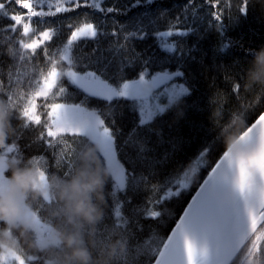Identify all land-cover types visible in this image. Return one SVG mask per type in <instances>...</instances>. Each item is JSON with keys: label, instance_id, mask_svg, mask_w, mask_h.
Returning a JSON list of instances; mask_svg holds the SVG:
<instances>
[{"label": "snow or ice", "instance_id": "1", "mask_svg": "<svg viewBox=\"0 0 264 264\" xmlns=\"http://www.w3.org/2000/svg\"><path fill=\"white\" fill-rule=\"evenodd\" d=\"M257 3L0 0V102L14 130L0 147V183L8 160L42 161L46 180L93 147L110 169L98 232L126 242L118 264H264V168L242 185L209 116L248 96L245 73L264 42L246 45L236 29ZM245 121L239 153L259 156L264 92ZM41 200L42 220L54 201L47 191ZM45 259L37 252L24 264Z\"/></svg>", "mask_w": 264, "mask_h": 264}, {"label": "trees", "instance_id": "2", "mask_svg": "<svg viewBox=\"0 0 264 264\" xmlns=\"http://www.w3.org/2000/svg\"><path fill=\"white\" fill-rule=\"evenodd\" d=\"M203 11V9H201ZM261 4L257 3L256 10L249 12L247 19L236 29V33H243L247 44L264 42V22L260 19ZM212 38L204 41L202 46L210 48ZM239 54V50H237ZM223 77H221V80ZM211 83L208 73H201L198 77V87L203 94H207ZM244 85L248 96L239 104H230L231 112L223 106L212 108L210 119L215 123V131L222 138L224 146L229 149L240 138L241 130L246 123L245 113L251 105L256 103L257 96L264 92V47L256 49L248 67ZM9 109L0 102V132L4 138L12 135L14 130L9 123ZM205 125L210 124L205 120ZM211 135L210 132L206 133ZM198 142V141H197ZM0 145V147H3ZM223 145L218 144L216 152L222 151ZM216 153L213 155L215 156ZM42 162V161H41ZM7 166L11 168V175L6 178L18 183V174H27L33 177L35 170L40 167L45 173L44 163L35 166L29 161L18 166L8 160ZM54 178L58 185L52 189L54 203L46 207L42 221L52 225L59 234L60 244L42 248L37 243L36 233L29 227L0 219V253L3 245H13L18 252L27 259L29 255L41 252L46 257L44 264H118L126 249V242L115 235L102 238L98 232V225L104 215L105 185L109 177L107 166L101 161L93 147L85 146L72 157V168L68 174L64 170L48 174ZM66 191H62V187ZM26 202L38 212L42 206V193L33 188L31 184L24 188ZM190 198V193L175 202L174 207L182 211L184 203ZM83 204V210L78 211L77 205ZM40 217V216H39ZM41 219V218H40ZM174 221L165 224V229ZM264 233L258 234V238ZM69 238L72 243L68 242Z\"/></svg>", "mask_w": 264, "mask_h": 264}, {"label": "rangeland", "instance_id": "3", "mask_svg": "<svg viewBox=\"0 0 264 264\" xmlns=\"http://www.w3.org/2000/svg\"><path fill=\"white\" fill-rule=\"evenodd\" d=\"M40 163L35 162V166H40ZM108 172L110 171L107 166ZM44 171L39 167L36 169L33 175V180L35 181L34 189L40 191L42 195L45 191L49 192L52 197V189L58 185V182L47 175L46 180L44 178ZM25 187H21L19 183L12 182L6 177L3 178L2 183H0V196L8 195V198L12 200L18 206V214L14 217L8 219L9 222L23 224L31 228L37 236V243L40 247L46 248L51 245H59L60 239L59 234L56 229L42 221L37 214V212L26 202ZM6 257H15L20 261V264H24L26 260L13 245H3V251L0 253V260Z\"/></svg>", "mask_w": 264, "mask_h": 264}, {"label": "water", "instance_id": "4", "mask_svg": "<svg viewBox=\"0 0 264 264\" xmlns=\"http://www.w3.org/2000/svg\"><path fill=\"white\" fill-rule=\"evenodd\" d=\"M241 137L236 141V143L230 148V151L235 154L239 160L241 174L240 181L241 184L247 186L250 181L252 173L257 168H264V148L261 149V153L258 156L256 153H250L246 156L240 155L239 153V141Z\"/></svg>", "mask_w": 264, "mask_h": 264}, {"label": "clouds", "instance_id": "5", "mask_svg": "<svg viewBox=\"0 0 264 264\" xmlns=\"http://www.w3.org/2000/svg\"><path fill=\"white\" fill-rule=\"evenodd\" d=\"M5 142V138L2 132H0V145H3ZM18 183L21 187H27L29 183H32L35 186V181L30 175L27 174H18ZM77 210H83V204L77 205ZM18 206L8 198V195L0 196V219H10L18 214ZM68 242L71 244L72 239L69 238Z\"/></svg>", "mask_w": 264, "mask_h": 264}, {"label": "bare ground", "instance_id": "6", "mask_svg": "<svg viewBox=\"0 0 264 264\" xmlns=\"http://www.w3.org/2000/svg\"><path fill=\"white\" fill-rule=\"evenodd\" d=\"M61 189H62V191H63V192H64V191H66V189H65V187H64V186H63Z\"/></svg>", "mask_w": 264, "mask_h": 264}]
</instances>
